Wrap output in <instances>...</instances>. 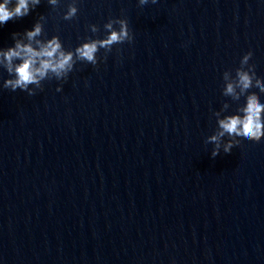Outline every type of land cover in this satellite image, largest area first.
<instances>
[{
	"label": "clouds",
	"instance_id": "clouds-1",
	"mask_svg": "<svg viewBox=\"0 0 264 264\" xmlns=\"http://www.w3.org/2000/svg\"><path fill=\"white\" fill-rule=\"evenodd\" d=\"M148 2L149 0H139L141 6ZM151 2L154 4L157 0ZM40 3L41 0H14V6L10 7L13 5V0H3L0 3V25L27 16ZM48 3L55 8L59 0H48ZM77 12L76 0H72L63 19L72 20ZM43 19L44 17L41 16L31 30L23 33L24 39L18 38L19 33H13L14 46L0 50V66L11 77L3 81L4 89L13 92L21 90L27 92L29 96L35 95L36 89L42 88V81L51 78L66 80L78 61L95 66L98 63L97 53L100 49H104L107 55L113 45L125 41L130 43L133 40L126 19H109L104 24V29L108 33L104 39H89L77 46L74 51L65 50L58 36H52L47 40L39 39L43 35L41 22ZM114 25H118L119 28H115ZM89 28L92 33L99 31L94 24L89 25ZM252 55L253 53L249 51L242 57L240 67L235 70V76L231 71L223 73L225 82L223 95L233 100H239L241 96L246 95V103L237 109L236 114L218 119L219 131L207 139V143L215 145L211 153L213 158L220 154L221 140L226 135L230 139L223 144L225 154L230 153L234 146L240 144L238 137L254 142L264 138V103L256 93L248 94V90L253 87L264 93V81L257 77L255 66L249 64ZM57 91H60V88ZM224 107L227 108L228 105L225 104ZM214 115L219 117L220 114L217 112Z\"/></svg>",
	"mask_w": 264,
	"mask_h": 264
}]
</instances>
